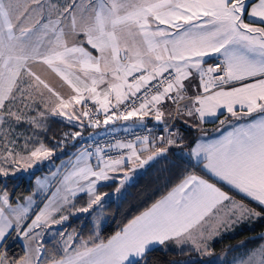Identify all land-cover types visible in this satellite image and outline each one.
Masks as SVG:
<instances>
[{"label":"snow or ice","instance_id":"snow-or-ice-1","mask_svg":"<svg viewBox=\"0 0 264 264\" xmlns=\"http://www.w3.org/2000/svg\"><path fill=\"white\" fill-rule=\"evenodd\" d=\"M101 116L104 125L151 116L164 135L79 149L40 203L33 192L13 204L0 188V264H150L170 246L195 253L191 264H217L226 253L214 260L212 242L264 219V0H0V184L82 139L85 121L100 127ZM51 117L80 130L48 147L39 133ZM217 120L221 135L205 140L204 125ZM177 122L203 135L189 143ZM171 148L193 170L101 238L108 193L98 185L123 173L121 195L129 172ZM112 149L128 151L113 158ZM91 212L89 238L61 229L62 254L46 248L43 235L69 213ZM10 239L24 242L22 255H8ZM234 264H264V244Z\"/></svg>","mask_w":264,"mask_h":264},{"label":"trees","instance_id":"trees-1","mask_svg":"<svg viewBox=\"0 0 264 264\" xmlns=\"http://www.w3.org/2000/svg\"><path fill=\"white\" fill-rule=\"evenodd\" d=\"M101 120L103 121V116H101ZM217 124L218 122L207 123L204 125L206 133L211 132ZM152 125H144L142 127ZM176 126L179 127L177 124ZM105 127L106 125L103 124L97 129ZM142 127L136 129H140ZM179 128L189 143L195 140L197 135H200V133H198L195 129L185 128L182 126ZM78 130L80 129L67 125L61 118L51 117L47 122V131L40 132L39 139L42 140L46 146L55 147L58 142L64 138V133ZM95 131L96 130L94 128L88 127L87 121H85V128L83 129L82 134L83 138L81 139L78 137L76 140H67L63 144L62 148H57L55 152L56 156L52 158V161L58 164L62 160L70 158L76 151L84 147V144L88 140V136ZM104 132L109 131L104 130L99 134ZM182 151L183 150L181 149L174 148L169 151L166 157L163 156L155 160L142 174L133 179V181L127 186L125 194L121 199L117 201L112 200L107 204L105 207L107 220L100 232L101 238L107 239L112 236L116 231L120 230V228H122L128 220L145 210V208L149 207L152 202L159 199L160 196L165 195L167 191H169L171 187L178 182L179 176L185 169L189 171L193 170L189 167L188 161L178 155V152ZM47 170L48 168L46 163H43L41 165V169L31 172V175L23 173L17 175L16 177H9L3 184H0V188H6V190L10 193L12 202L25 200L26 197L33 192L34 181L39 176L43 175V173L47 172ZM196 171L199 172L198 169H196ZM116 184L117 182L100 185L98 186V191L101 193L113 191ZM230 194L235 195L237 199H240L239 194ZM81 197H77L76 206L80 207L84 205L87 197L83 195H81ZM62 229H66L67 232H73V230H75V233L77 234V243L79 242L80 237L87 239L95 232L92 218H86L83 216L71 218L70 221L62 227ZM261 233L264 235V219H260V221L255 223L253 226L244 227L233 237H224L216 241L212 247L214 248L216 255L223 253H227L230 256L242 255L245 254L249 248H255L260 245V243L264 240L261 239L262 236H258ZM57 242L58 239L56 238L44 241L43 243L47 249H51L53 252H57V255H61L62 253L57 250ZM240 242H244L243 246L237 247V244ZM23 251L24 248L20 241L17 239H10L8 241L7 252L10 257H18L23 254ZM189 256H196V254L192 253L190 255H180L179 251L168 250L167 252H162L157 249L150 255L149 260L150 264H173L176 261H183ZM197 260L198 259L188 261V264ZM182 264H186V262Z\"/></svg>","mask_w":264,"mask_h":264},{"label":"rangeland","instance_id":"rangeland-1","mask_svg":"<svg viewBox=\"0 0 264 264\" xmlns=\"http://www.w3.org/2000/svg\"><path fill=\"white\" fill-rule=\"evenodd\" d=\"M58 118H59V117H58ZM77 154H78V151H77L76 153H74L70 158H73V159H74V157H75ZM55 156H56V154H54V155L51 157L50 160H45V161H43L42 163L37 164L34 168L29 169L28 172H21V173H18V174H17V175H20V174H22V173H27L28 175H31V172L36 171V170H38V169H41V165H42L43 163H46L48 170H47V172L43 173L42 177H38V179H39L40 181H42V182H45L47 186H46L44 189H40V188L37 186V183H36L37 179L34 181L33 192L36 193V196L34 197V199H36L37 203H40L41 201L44 200V195H45V194H50L51 192L55 191L56 187L59 186V184H58V177H54V176L52 175V173H53V172H56L58 168H61V171H62L63 169H62L61 166H62L63 164H68V166L70 167V158L64 159V160H62L61 162H59V163L57 164L56 162L52 161V158L55 157ZM91 162H92L93 164L97 163L96 158H94V159L92 158V161H91ZM138 169H139V168H136L135 172H129V175L132 177L131 181H132V180L137 176V174L139 173V172L137 173V170H138ZM110 175H112V176L114 177V179H113V180H109V181H102V182L100 183V185L109 184V183H112V182H117V185H116V187H117L118 184H119V180H120V178L123 176V173H110ZM131 181L125 184L124 188L122 189V194H121V195H116V194H115V189H114L113 191L106 192V193H108V196L105 197V201H104V203H105V207L107 206V204H108L110 201H112V200H113V201H117V200L121 199V198L124 196L125 191H126V189H127V186H128V184L131 183ZM98 186H99V185H98ZM116 187H115V188H116ZM33 192H32V193H33ZM103 193H104V192H103ZM30 195H31V194H30ZM81 195H83V194H81ZM33 207H35V205H34ZM77 207H79V206H77ZM69 216H70L69 220H70L71 218H77V217H80V216H83V217H86V218H87V217H91V218H92V223H93V226H94V219H93V217L95 216V213H94V212H91V213H76L75 215H72V214L69 213ZM69 220L66 221L62 226H60V227H53V229H52L51 231L46 232V233L43 235V237H42L43 242H44V241H47V240H51V239H53V238H57V239H58V242H59V241H60V237L54 235V233L57 232V231H59V230H61L62 227H63L64 225H66V224L69 222ZM106 220H107V216H106V213H105V211H104L103 214H102V216H101V218H100V229H99V232L102 231V229H103V227H104V225H105V223H106ZM94 231H95V227H94ZM69 233H71V232H69ZM262 235H263V233L259 234L258 236H262ZM255 237H257V236H255ZM244 242H245V240H244ZM244 242H240L239 244H237V247H242ZM213 244H214V243H213ZM213 244H212V245H213ZM262 244H264V240L260 243L259 246L255 247V248H249V249L247 250V252H246L245 254H242V255H238V256H230L229 254L226 253V255L223 256V259L217 260V264H234V261H235L237 258H240V257H244V258H246L247 255H248L252 250L259 248ZM223 254H225V253H223ZM223 254L216 255L215 257H213V259L216 260L218 257H220V256L223 255ZM194 259H198V258H197L196 256H192V257L189 256V257L186 258L185 260H183V261H176V262H174L173 264H182V263H184V262H188V261H191V260H194Z\"/></svg>","mask_w":264,"mask_h":264},{"label":"crops","instance_id":"crops-1","mask_svg":"<svg viewBox=\"0 0 264 264\" xmlns=\"http://www.w3.org/2000/svg\"><path fill=\"white\" fill-rule=\"evenodd\" d=\"M58 79V78H57ZM225 115H227L226 113H225ZM58 118V117H57ZM220 118L221 119H223L224 118V116H220ZM61 119H63V118H61ZM216 122H218V120L216 121ZM215 122V123H216ZM209 123H212V122H209ZM154 125V124H156V125H160V124H158L154 119H152L151 118V116H148V117H145L144 118V122L141 124L139 121H137L135 118H133L132 120H128V121H123V120H117V121H115V122H113V123H111V124H108V125H106V127L105 128H100V129H97V128H94L96 131L94 132V133H92V134H90L89 136H88V139L89 138H91V137H93V136H96V135H98L100 132H102V131H104V130H108V131H111V130H116V129H124V130H133V129H136V128H139V127H142V126H144V125ZM207 124V123H206ZM205 124V125H206ZM177 125L180 127V126H182V127H185V128H188L187 126H185V125H183V124H181V123H179V122H177ZM218 128H220V125H219V123L217 124V126L211 131V132H208L207 133V135L206 136H204L203 138L205 139V140H207V139H212V138H217V137H219V135H221V133L220 132H218L217 131V129ZM228 130H230V129H228ZM200 135H203V134H200ZM174 148H171L169 151H171V150H173ZM77 152V151H76ZM75 152V153H76ZM178 155L180 156V157H182L183 159H185V160H187L188 161V157L186 156V155H184V151H182V152H178ZM163 157V156H162ZM95 158V156H93V159ZM158 158H160V157H158ZM157 158V159H158ZM156 159V160H157ZM154 161H150L148 164H146V165H144L142 168H139L138 170H137V176H139L140 174H142L144 171H145V169L150 165V164H152ZM23 174V173H22ZM39 177H42V175L41 176H39ZM133 181V180H132ZM131 181V182H132ZM113 183V182H112ZM112 183H109V184H112ZM105 185V184H104ZM117 185V184H116ZM129 185V184H128ZM100 186V185H99ZM33 188H34V183H33ZM26 200V199H25ZM25 200H20V201H17V202H13V204H16V203H24L25 202ZM70 221V220H69ZM258 221H260V219H258V220H254V221H247V222H245V223H242V224H240L239 226H237L234 230H231V231H229V232H227V233H225L221 238H218L217 240H215L214 242H212V244L213 243H215L216 241H218V240H220V239H222V238H224V237H233V236H235V235H237L244 227H247V226H253L255 223H257ZM53 239H56V238H53ZM18 241H20L21 242V244H22V246L24 245V242L23 241H21V240H19V239H17ZM168 250H173V251H179V249H177V248H175L174 246H170L169 247V249Z\"/></svg>","mask_w":264,"mask_h":264},{"label":"built area","instance_id":"built-area-1","mask_svg":"<svg viewBox=\"0 0 264 264\" xmlns=\"http://www.w3.org/2000/svg\"><path fill=\"white\" fill-rule=\"evenodd\" d=\"M214 62V61H210ZM101 119V117H100ZM103 125V121L101 120V126ZM163 125H152V126H145L140 129H135V130H111L109 132H104L101 134H98L95 137L89 138L86 143L84 144V147H89L90 151L95 150L97 146L104 147L106 145L110 144H115L117 141L120 142H134L136 141L137 136H144L148 135L150 138H154L155 136L158 135H164V133L161 131ZM148 129H151L152 131L149 132ZM127 149L124 150H119V149H112L106 151V155L112 156L113 158L117 157L118 155L121 154V152H127Z\"/></svg>","mask_w":264,"mask_h":264}]
</instances>
